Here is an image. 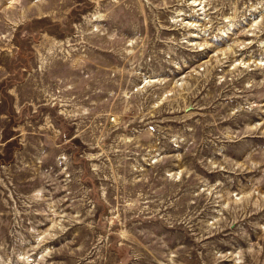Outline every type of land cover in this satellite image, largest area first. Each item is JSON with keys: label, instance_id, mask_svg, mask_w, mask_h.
<instances>
[{"label": "rangeland", "instance_id": "374dc122", "mask_svg": "<svg viewBox=\"0 0 264 264\" xmlns=\"http://www.w3.org/2000/svg\"><path fill=\"white\" fill-rule=\"evenodd\" d=\"M0 264H264V0H0Z\"/></svg>", "mask_w": 264, "mask_h": 264}]
</instances>
